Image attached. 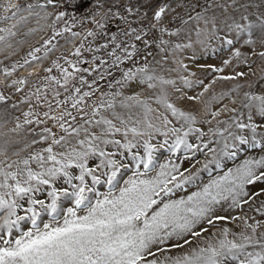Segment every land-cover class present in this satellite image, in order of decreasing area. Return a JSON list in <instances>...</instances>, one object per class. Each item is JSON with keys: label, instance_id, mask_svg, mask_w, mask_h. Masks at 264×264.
I'll return each mask as SVG.
<instances>
[{"label": "snow or ice", "instance_id": "obj_1", "mask_svg": "<svg viewBox=\"0 0 264 264\" xmlns=\"http://www.w3.org/2000/svg\"><path fill=\"white\" fill-rule=\"evenodd\" d=\"M56 3L57 0H35L22 5L19 0H0V22L14 21L8 27L0 28V44L11 48L7 41L17 35L15 30L18 26L31 17L47 20L53 15L46 11L47 7ZM122 7L128 14L134 13L132 5ZM168 9V4H160L152 13V21L156 23L150 21V27L156 28ZM135 13L139 19L147 16V12L139 15L138 7ZM110 14H113L112 9L108 8L99 14L100 19L93 15L91 22L100 31L89 29L71 51V58L61 55L45 67V61L58 46L57 37L69 33L68 42H71L80 36L79 32L73 31L75 17L69 24L64 19L65 11L56 12L49 25L51 35L48 39L33 47L23 63L0 67L4 77L0 83L5 88H12L16 93L27 88V95L19 103L27 104L28 110L22 112V119L19 116L14 118L15 127L10 131L20 133L27 130L32 134L30 140H9L3 139L0 133V264H228L230 260L236 264H264V232L256 235L262 222L247 224L246 219L245 224L251 234L234 233V238L229 239L231 230L224 227L218 240H208L205 246L190 247L181 255H166L172 249H183L193 240H199L202 233L207 232L203 227L196 230L202 222L212 226L216 221L237 219L215 214V206L222 201L230 199V207L235 208L242 203L241 197L264 194V188L252 193L247 190L248 186L264 181V155H259L258 158L246 157L235 168L210 179L196 191L176 199L169 198L176 190L199 179L201 169L195 172L188 168L181 170L183 160L193 159L197 152L207 149L212 153L202 169L209 175L210 164L216 168L223 167L220 157L235 159L238 153L245 151L244 146L264 152V94L244 92L241 104L247 109V115L240 111L238 115L218 121L217 128H209L212 139L207 141L203 139L206 135L203 129L194 126L196 117L169 102L166 93L158 96L157 102L162 103L181 124L173 126L172 120L164 114L157 116L158 122L154 123L149 118L153 110L147 99H141L138 94L125 97L119 90L102 91L96 84L97 80L104 79L103 75L91 80L85 75H91L100 65L107 63L95 54L89 61L84 56L85 52H100L113 44L108 52L113 58L109 67L133 61L138 55L137 45L117 43L115 32L108 42L98 47H93L91 42L85 46L89 37L96 39L107 35L105 22ZM114 16L129 23V30L124 35L135 34V41L142 39L143 29L138 31L131 26L135 21H127L119 11ZM195 19H203L205 25L211 23V36L208 38L220 40L222 46L230 47L237 58L242 53L234 47L235 43L242 39L245 45L254 46V30L264 34V19L254 23L246 15L241 19L247 23L233 20L226 25L228 32L235 33L231 37L218 34L215 17L210 21L197 13ZM61 23L64 25L62 28L58 27ZM35 31L29 29L30 33ZM159 31L169 35L179 33V29L170 31L166 26H161ZM207 31L198 29L196 34L199 37ZM199 42L205 43L203 40ZM144 43L148 45L150 42L145 40ZM159 43L168 41L160 40ZM261 45L264 46V39H261ZM182 47H191V44L177 43L174 50ZM117 49L120 55H117ZM253 54L264 58V51L255 53L253 48ZM90 63L95 67H83ZM229 63L230 60L223 61L224 65ZM34 66L37 70L29 72L28 76L36 75L39 86L28 87L29 79L23 76L9 81L18 68ZM206 67L223 72V68L215 65ZM41 72L44 75H40ZM106 74L111 75L107 71ZM244 75L237 72L234 76L225 75L219 79L234 80ZM137 79L140 83H147L148 88H155L153 81L156 80L161 85L175 84L174 80L150 74L147 64L124 69L121 78L114 83L123 87ZM181 79L186 87L193 86L187 78ZM196 83L203 84V81ZM108 87L111 89L113 84L109 83ZM240 87L237 84L230 92L213 99L222 100ZM207 90L208 85H205L204 91ZM98 91L99 96L89 104L88 101ZM118 97L123 98L117 100ZM10 99L0 91V104H7ZM118 105L129 111L134 106L142 107L143 118L133 119L131 115L125 118L117 111ZM41 106L46 110L38 111ZM17 107L18 104H11V108ZM224 110L229 111L227 105ZM4 111L0 109V119H5ZM230 111L235 114L238 109L233 107ZM211 115L215 118L220 112L215 111ZM33 124L43 127L39 131L28 127ZM0 127H3L2 123ZM193 134L199 143L190 141ZM157 135L163 137L162 143H153ZM21 143L23 148L17 150L16 146ZM39 144L43 147H33ZM212 144L217 147H211ZM165 148L172 156L182 152L183 160L177 163L169 158L158 164L156 154ZM9 152L16 159H10ZM22 152L25 154L21 155ZM128 172L131 175H126ZM45 215L47 221L43 219ZM237 235L239 239L235 238ZM173 239L177 242L162 247ZM181 240L182 243L179 242Z\"/></svg>", "mask_w": 264, "mask_h": 264}, {"label": "rangeland", "instance_id": "obj_2", "mask_svg": "<svg viewBox=\"0 0 264 264\" xmlns=\"http://www.w3.org/2000/svg\"><path fill=\"white\" fill-rule=\"evenodd\" d=\"M23 5L26 3L35 2V0H19ZM43 2V0H41ZM160 4H168L169 9L166 11L160 23H157L156 28L150 27V21H152V13ZM99 5H103L100 7ZM122 5H132L134 7V13L128 14ZM140 8V14L147 12V16L143 19H139L138 15L135 13V8ZM225 7L227 10L225 11ZM108 8L112 9L109 20L106 21L105 32L107 35L102 37H97L93 39L88 38L85 42V46L91 42L93 47H98L100 44L106 43L110 40L111 34L116 33L117 43L121 44H131L135 43L138 49V55L133 58V61H125L124 64L114 67H109L112 62V57L108 55L111 51L113 44H109L108 49H103L100 52H85L84 56L89 61H91L92 55H98L104 59L107 63L100 65L96 72L89 75V80L95 79L96 77L103 75L104 79L97 80L96 87L105 92H115L117 90L123 93V96H131L138 94L141 99H147L149 105L152 108V112L149 113V118L152 119L154 123H157V116L161 114L167 115L173 122V126L179 127L181 121H178L175 117L167 111L162 103L157 102V97L161 96L162 93L167 94V99L169 102L175 104L178 108L192 113L196 117L195 127L203 129L206 133L204 140L212 139L211 133L208 132L209 128L215 129L218 127V121H223L229 119L233 115H238L240 111H243L247 115V109H244L241 104L244 92H252L255 94H264V58H261L257 54H253V48L255 53L264 51V46L261 45V39H264V34H262L258 29L254 30V38L256 44L254 46H248L243 43L241 39L239 42L234 44V47L241 50L242 55L237 58L232 54V49L230 47L222 46L220 40L208 37L211 36V23L205 25L203 19H195L197 13H200L202 17H205L211 21L212 17H215L216 26L218 34L234 36V32H228L226 25L231 24L233 20L237 23H247L241 19L242 15L248 16L249 21L254 23H259L260 19H264V0H57L55 6L49 5L46 9L47 12L53 13L51 17L47 20L38 19L36 17H31L23 25L18 26L17 35L10 38L7 43L11 44L12 47L9 48L6 45L0 44V67L8 66L10 67L13 63L19 62L23 63L24 59L27 57V53L33 48L37 47L43 43L45 39H48L51 35V25L52 21L55 19V13L61 10L65 11L67 15L65 20L72 23L73 17H75L76 26L73 31L79 32L80 36L68 42L69 33H65L62 37H57L58 46L50 54L48 60L45 61V67L49 66L51 60L60 57L61 55L70 56L71 51L75 46H78L81 39L89 29H94L99 32V29H95V26L91 22V17L95 15L96 19H100V13H103ZM119 11L121 15L127 17V21H135L131 26L138 29H143L141 33L142 39L140 41H135V34L124 35V32H128L129 23L125 21H120L114 16V13ZM26 15V13H24ZM193 17V19H189ZM187 21V23H184ZM14 23V21L0 22V28L8 27ZM61 23L58 27H63ZM161 26H166L170 31H175L179 29L177 35H169L168 33H161L159 28ZM29 29H36L35 32H29ZM198 29H207V33H203L198 37ZM2 34V33H0ZM147 40L150 43L145 45L144 41ZM160 40L168 41L166 44H160ZM205 41L201 44L199 41ZM53 43H56L54 41ZM191 44V47H182L179 50H174L175 44ZM163 49V50H161ZM120 50L117 49V55H120ZM71 58V56H70ZM230 60L228 65H224V60ZM99 64V61L96 62ZM148 65V70L150 74L157 77H163L165 80H174L175 84H165L161 85L158 80L153 81L156 83L155 88H148L147 83H140L139 79L129 82L127 85L121 87L114 83L115 80H119L122 75V71L129 67ZM186 65L187 67H182ZM207 65H215L216 67L223 68V72H215L207 68ZM203 66V67H202ZM83 67H95L94 64H85ZM36 66L33 68H18L17 72L13 74L11 79H16L18 77H28L29 85L39 86L38 77L36 75L28 76L29 72L35 73ZM55 71V70H54ZM111 73V75L106 74ZM237 72L245 73L244 76H237L234 80H222L219 79L221 76L225 75H235ZM44 75V73H40ZM181 77L187 78L192 82V87L188 88L183 83ZM3 74L0 73V81H3ZM197 81H203V84L196 83ZM112 83L113 87L110 89L108 84ZM237 84L241 85L240 89L235 92H231L230 95L225 96L222 100H214L213 97H219L224 92H230ZM208 85V90L204 91V86ZM0 91H3L5 95L10 96L11 99L7 104H0V109H4L3 117L5 119H0V123L3 127H0V133L3 134V139L9 140H21L32 138V134L27 130L20 133H12L10 130L15 127V117H21L22 112L28 110V105L24 103H19L21 99L27 95V88L23 92L16 93L12 88H5L2 83H0ZM201 93H203L201 95ZM99 91L88 101L91 104L92 100H95L99 96ZM188 97H198V99H188ZM123 97H118L117 100ZM235 100L236 103L233 104L232 101ZM34 103V101H33ZM11 104H18L16 109L11 108ZM227 105L229 111L224 110V106ZM237 108V113H232L231 108ZM38 111H44L41 106L37 109ZM117 111L121 112L125 118L129 115L133 119L143 118L144 109L140 106H134L130 111L128 109L120 108L117 106ZM218 111L220 115L213 117L212 112ZM111 116L110 113H108ZM41 118H43L41 116ZM259 119V117H255ZM6 120V122H5ZM210 121V123H209ZM48 126H52L49 124ZM35 128L39 131L41 126L35 124L28 126ZM54 130H57L54 128ZM119 138V136H117ZM190 141L193 143H199L195 139V134L190 135ZM163 137L157 135L153 140V143H162ZM171 142V141H170ZM211 147H217L216 144L210 145ZM34 148L43 147L42 144L33 146ZM17 150L23 148V143L16 146ZM245 151L238 153L235 159H228L225 157H220L223 167L216 168L214 164H210L211 175L208 171H204L203 165L208 162L212 153L204 149L201 152H197L195 157L191 160H183V153H178L176 156H172L167 149H161L157 155V162L164 163L167 159L171 158L177 163H181V170L188 168L191 172H195L197 169H201L199 179L191 185L185 186L183 189L176 190L173 195L169 198L176 199L181 196H185L192 191H196L198 188L206 184L210 179L223 175L229 168H235L240 164L246 157H259V155H264L260 149H251L244 146ZM25 153H21L24 155ZM10 159H16L15 156L11 155L9 152ZM158 170V169H157ZM188 174V173H185ZM126 175H131L128 172ZM126 178V177H125ZM260 188H264V181L257 182L255 185L248 186L247 190L249 193L255 192ZM102 191L104 189H101ZM247 203H243V201ZM242 203L239 207H230L231 200L222 201L219 205L215 206V214L226 216V217H236L237 219H228L225 221H216L214 225L210 226L206 222H202L198 225L196 230L199 231L201 227L206 228L207 232L202 233L199 240H193L192 244L185 245L183 249H172L166 255H181L183 252L189 251L190 247L205 246L208 240H218L221 238V230L224 227H228L231 231L229 233V239H233V234H239L244 232L246 234H251V230L246 227L245 219L247 224H254L256 221H261L262 226L257 229L256 235L259 236L261 232H264V194L253 197H241ZM260 209V211H257ZM47 221L48 217L45 215L43 217ZM191 239V237H188ZM239 239L238 235L235 237ZM177 242L175 239L167 242L166 245L162 247H168L170 244ZM182 243L183 241H179ZM159 255V254H158ZM162 258V257H161ZM228 264H236L234 261H228Z\"/></svg>", "mask_w": 264, "mask_h": 264}]
</instances>
